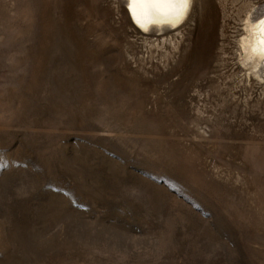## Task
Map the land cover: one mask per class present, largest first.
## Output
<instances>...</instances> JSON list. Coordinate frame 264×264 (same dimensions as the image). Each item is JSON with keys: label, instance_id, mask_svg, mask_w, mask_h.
<instances>
[{"label": "rangeland", "instance_id": "374dc122", "mask_svg": "<svg viewBox=\"0 0 264 264\" xmlns=\"http://www.w3.org/2000/svg\"><path fill=\"white\" fill-rule=\"evenodd\" d=\"M262 3L0 0V264H264Z\"/></svg>", "mask_w": 264, "mask_h": 264}, {"label": "bare ground", "instance_id": "6f19581e", "mask_svg": "<svg viewBox=\"0 0 264 264\" xmlns=\"http://www.w3.org/2000/svg\"><path fill=\"white\" fill-rule=\"evenodd\" d=\"M192 3L193 0H125L124 9L135 29L156 35L181 25L187 19ZM238 44L241 62L250 65L249 70L254 76L264 77V3L255 7L253 16L247 19Z\"/></svg>", "mask_w": 264, "mask_h": 264}]
</instances>
